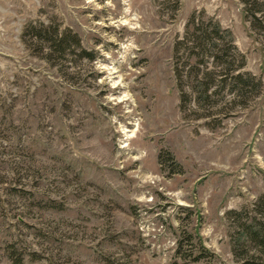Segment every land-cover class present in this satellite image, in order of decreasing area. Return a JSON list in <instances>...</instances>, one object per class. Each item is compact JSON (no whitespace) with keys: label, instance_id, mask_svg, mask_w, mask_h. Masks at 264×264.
I'll use <instances>...</instances> for the list:
<instances>
[{"label":"rangeland","instance_id":"rangeland-1","mask_svg":"<svg viewBox=\"0 0 264 264\" xmlns=\"http://www.w3.org/2000/svg\"><path fill=\"white\" fill-rule=\"evenodd\" d=\"M193 18L231 33L260 92L183 107ZM29 23L93 60H47ZM257 27L241 0H0V264H238L233 213L264 193Z\"/></svg>","mask_w":264,"mask_h":264},{"label":"trees","instance_id":"trees-1","mask_svg":"<svg viewBox=\"0 0 264 264\" xmlns=\"http://www.w3.org/2000/svg\"><path fill=\"white\" fill-rule=\"evenodd\" d=\"M241 2L251 24L264 29L261 19L264 17V2ZM190 24L191 31H187L185 37L176 42L175 48L174 73L183 107L193 102L199 109L212 108L218 101L217 92L226 87H229L228 93L233 95L232 100L260 92V83L242 71L245 58L237 50L228 30H223L218 23L210 20L199 23L193 18ZM22 37L25 41L37 44L47 60L52 55L64 56L75 49H80V53L89 60L94 58L81 48L76 34L70 30H60L57 26L29 23ZM233 214L237 227L233 249L238 264H264V193L251 208ZM9 258L13 264H22L24 260L15 251H11Z\"/></svg>","mask_w":264,"mask_h":264}]
</instances>
